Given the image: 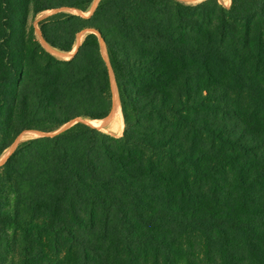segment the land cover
<instances>
[{"label":"trees","instance_id":"obj_1","mask_svg":"<svg viewBox=\"0 0 264 264\" xmlns=\"http://www.w3.org/2000/svg\"><path fill=\"white\" fill-rule=\"evenodd\" d=\"M94 1L0 0V156L47 133L0 166V264H264V0L58 11L56 50L96 31L69 59L28 27ZM111 70L120 137L85 122L112 112Z\"/></svg>","mask_w":264,"mask_h":264},{"label":"rangeland","instance_id":"obj_2","mask_svg":"<svg viewBox=\"0 0 264 264\" xmlns=\"http://www.w3.org/2000/svg\"><path fill=\"white\" fill-rule=\"evenodd\" d=\"M182 1H185L187 3H198V2H201L203 0H182ZM219 3L221 5H223L224 7H229L231 5V0H218ZM230 2V3H229ZM98 1L95 0L93 5L90 7V9L86 12H82L80 10H76V9H70V8H61V9H51V10H46V11H41L35 15L31 14L30 18H29V24H28V27L30 30H32V32L34 33L35 37L37 40H39L44 46L46 49H48L52 54H54L55 56H57L58 58H61V59H69L71 58L79 44L81 43V41L83 40L84 36L86 33H88L90 30H84L82 32H80L78 35H77V40H76V44L73 48V50L71 52H62V53H56L52 50L53 47H51L50 45L47 46L44 42V39L41 35V32H40V29H39V21L46 18L47 16L49 15H52L58 11H69V12H73V13H77L79 15H82V16H85V17H88L91 15V13L94 11V8L96 7ZM103 46H105L104 44H102V50L103 49ZM106 48V46H105ZM55 49V48H54ZM59 51V50H58ZM61 52V51H60ZM111 74H113L112 70H111ZM113 77V78H112ZM111 80H112V87H113V93H114V86L116 87L117 89V86H116V83H115V78H114V74L113 76L111 75ZM117 92H118V89H117ZM119 95V94H118ZM121 109V107H120ZM123 117V116H122ZM105 118H108L104 123H100V124H96V125H93L91 124L89 121L90 120H85V122H87L88 124H90L91 126L93 127H96L106 133H109L111 134L112 136H115V137H120L122 136L123 134V131H124V121L123 123L121 124V122L119 121L118 119V110L112 114V116L110 117V114L109 116L105 117ZM104 119V118H103ZM114 119V122L112 120ZM117 120V121H116ZM78 121H82L81 119H77L73 122H70L68 123L67 125L63 126L62 128H60L58 131L56 132H60L68 127H70L71 125H73L74 123L78 122ZM112 123V124H111ZM119 126V127H118ZM47 133H44V132H41V131H38V130H26V131H23L17 138L16 140L14 141V143L4 151V153L0 156V166L4 164V162L7 160V158L9 157V155L14 151L13 149L17 146V144L22 141V140H26V139H29V138H33V137H37V136H41V135H45ZM49 135L53 134V133H48ZM178 261H181L183 262V258L181 257H178L177 258Z\"/></svg>","mask_w":264,"mask_h":264},{"label":"bare ground","instance_id":"obj_3","mask_svg":"<svg viewBox=\"0 0 264 264\" xmlns=\"http://www.w3.org/2000/svg\"><path fill=\"white\" fill-rule=\"evenodd\" d=\"M98 1V0H97ZM230 3V2H229ZM95 9V8H94ZM45 44L47 46H49L46 42ZM102 44L105 45V43L102 42ZM103 54L104 56L107 58V51H106V48L105 46H103ZM52 50L56 53H62L54 48H52ZM64 53V52H63ZM113 76V74H111ZM113 78V77H112ZM118 110V119L119 121L121 122V124L123 123V117H122V112H121V109H120V99H119V95H118V92H117V89L116 87L114 86V107H113V110H112V114H114L116 111ZM110 113V117L112 116V114ZM108 118H104L102 120H90L89 122L93 125H96V124H100V123H104ZM112 120V119H111ZM114 122V119L112 120ZM117 121V120H116ZM112 124V123H111ZM119 127V126H118ZM15 149V148H14ZM13 149V150H14Z\"/></svg>","mask_w":264,"mask_h":264},{"label":"water","instance_id":"obj_4","mask_svg":"<svg viewBox=\"0 0 264 264\" xmlns=\"http://www.w3.org/2000/svg\"><path fill=\"white\" fill-rule=\"evenodd\" d=\"M99 1V0H98ZM98 4V3H97ZM97 6V5H96ZM96 8V7H95ZM95 10V9H94ZM93 13V12H92ZM91 13V14H92ZM87 30H90L91 32H96L95 30H92V29H87ZM44 42H45V40H44ZM104 43V42H103ZM107 59H108V56H107ZM16 148V147H15Z\"/></svg>","mask_w":264,"mask_h":264}]
</instances>
